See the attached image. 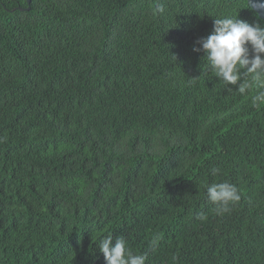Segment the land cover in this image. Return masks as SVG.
<instances>
[{"label": "trees", "instance_id": "16d2710c", "mask_svg": "<svg viewBox=\"0 0 264 264\" xmlns=\"http://www.w3.org/2000/svg\"><path fill=\"white\" fill-rule=\"evenodd\" d=\"M225 16L264 26L246 0H0V264H105L109 235L146 264H264V103L192 50Z\"/></svg>", "mask_w": 264, "mask_h": 264}, {"label": "clouds", "instance_id": "9594fccd", "mask_svg": "<svg viewBox=\"0 0 264 264\" xmlns=\"http://www.w3.org/2000/svg\"><path fill=\"white\" fill-rule=\"evenodd\" d=\"M246 4L258 19L264 13V0H246ZM164 11L165 8L157 4L154 15L163 14ZM196 45L192 50L203 51L208 70L216 78L226 86L238 85L236 90L241 95L255 85L259 90L252 97V104L258 107L260 103H264V26L261 23H249L231 16L214 18L212 31L206 37H201ZM219 171L216 167L211 169L214 176ZM206 194L208 200L215 205L217 215L229 212L230 206L241 199L237 187L227 181L207 186ZM198 218L205 220L207 217L201 213ZM157 246L158 240H153L152 250L155 251ZM98 247L105 264H146L147 253H133L123 236L116 237L114 243L112 235L103 237Z\"/></svg>", "mask_w": 264, "mask_h": 264}, {"label": "water", "instance_id": "95a60500", "mask_svg": "<svg viewBox=\"0 0 264 264\" xmlns=\"http://www.w3.org/2000/svg\"><path fill=\"white\" fill-rule=\"evenodd\" d=\"M31 0H26V2L29 4ZM19 9H27L29 8V5L27 7H18ZM261 17L264 18V13L261 14Z\"/></svg>", "mask_w": 264, "mask_h": 264}]
</instances>
